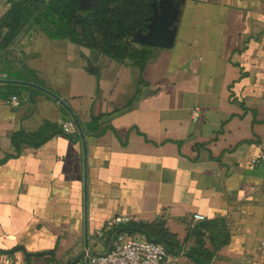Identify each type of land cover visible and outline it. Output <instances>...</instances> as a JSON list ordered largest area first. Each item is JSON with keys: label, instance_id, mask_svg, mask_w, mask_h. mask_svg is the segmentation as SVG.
I'll return each instance as SVG.
<instances>
[{"label": "crops", "instance_id": "1", "mask_svg": "<svg viewBox=\"0 0 264 264\" xmlns=\"http://www.w3.org/2000/svg\"><path fill=\"white\" fill-rule=\"evenodd\" d=\"M131 41L151 48L144 67L21 37L17 79L68 102L85 141L63 130L73 118L57 98L0 83L2 264H87L115 215L175 264H264V0H152Z\"/></svg>", "mask_w": 264, "mask_h": 264}, {"label": "trees", "instance_id": "2", "mask_svg": "<svg viewBox=\"0 0 264 264\" xmlns=\"http://www.w3.org/2000/svg\"><path fill=\"white\" fill-rule=\"evenodd\" d=\"M64 1L72 7L66 14V31L48 36L69 38L72 42L97 51L99 54L117 59L130 58L141 67L145 66L150 57L151 48L143 45L137 46L131 41V38L138 29L144 28L148 22L152 13V0H100L93 10L77 8L74 6L76 0H51L49 4L53 6L55 2ZM23 3L26 5L27 1ZM20 5L14 4L8 14V19L6 16H0V29L5 26L8 28L5 38L8 42L14 38L20 20L14 15ZM20 79L38 82L34 77ZM7 86L14 90L29 88V86L19 84ZM98 119L100 117L94 118L95 121ZM124 226L122 229L142 230L141 225L133 221ZM153 241L163 244L159 239ZM166 249L168 250L167 247ZM169 253L171 252L169 251Z\"/></svg>", "mask_w": 264, "mask_h": 264}, {"label": "rangeland", "instance_id": "3", "mask_svg": "<svg viewBox=\"0 0 264 264\" xmlns=\"http://www.w3.org/2000/svg\"><path fill=\"white\" fill-rule=\"evenodd\" d=\"M27 1L26 5H23ZM51 0H0V12L6 16L14 7V4L20 5L15 16L19 17V23L14 38L6 41L8 28L0 29V78H15L26 76L28 73L25 57L26 53L22 49L21 37L27 33L35 34L43 32L46 35H57L66 31L67 13L70 12L71 5L64 2H55L53 6L49 4ZM100 0H94L93 10ZM25 6V7H24ZM73 6V5H72ZM74 6L81 10L80 0L74 2ZM92 50V49H91ZM95 54L97 51L92 50ZM101 55V54H99ZM17 79V78H15Z\"/></svg>", "mask_w": 264, "mask_h": 264}, {"label": "built area", "instance_id": "4", "mask_svg": "<svg viewBox=\"0 0 264 264\" xmlns=\"http://www.w3.org/2000/svg\"><path fill=\"white\" fill-rule=\"evenodd\" d=\"M15 107L19 106L20 98L17 94L9 100ZM194 118L200 115L196 108ZM63 130L68 134L78 133L79 128L73 119L62 122ZM264 158V152L259 156ZM195 220H204L205 216L200 213L194 214ZM132 221L129 215H115L106 222L109 231V248L100 254L88 255L89 264H175L174 257L166 247L156 241L128 237L118 227ZM0 264H2L0 259Z\"/></svg>", "mask_w": 264, "mask_h": 264}, {"label": "water", "instance_id": "5", "mask_svg": "<svg viewBox=\"0 0 264 264\" xmlns=\"http://www.w3.org/2000/svg\"><path fill=\"white\" fill-rule=\"evenodd\" d=\"M80 3H81V7L83 9L88 10V9L92 8L94 0H80ZM163 32H164V23L160 24L159 28L156 31V38H155L156 44H164ZM0 83H15V84L29 85V86H32V87L39 88V89L47 92L48 94L54 96L55 98H57L66 107V109L70 112L73 120L75 121V123L77 124V126L79 128V132L82 135L83 141H85L84 130H83V127H82L77 115L72 110V108L70 107L68 102H66L65 100L60 98V96H58L56 93L52 92L48 88H46V87H44V86H42V85H40V84H38L36 82L29 81V80H24V79L0 78ZM87 264H89V261L87 262Z\"/></svg>", "mask_w": 264, "mask_h": 264}]
</instances>
